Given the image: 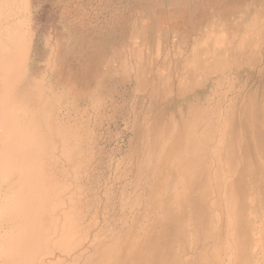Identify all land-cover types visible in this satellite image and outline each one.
I'll return each mask as SVG.
<instances>
[{"label":"rangeland","instance_id":"obj_1","mask_svg":"<svg viewBox=\"0 0 264 264\" xmlns=\"http://www.w3.org/2000/svg\"><path fill=\"white\" fill-rule=\"evenodd\" d=\"M30 5L38 6L41 63L53 56L52 49L57 53L55 77L63 87L57 189L66 199L65 230L72 226L74 232L71 240L64 235L63 246L86 247L95 232L99 240L107 232L118 235L113 242L121 247L130 236L132 245L157 212L151 200L158 193L154 141L163 125L157 123L170 117L173 131L207 112L214 124L205 129L211 151L219 139L224 90L228 107L244 88L236 114L249 95L254 108L248 112L264 111V0H31ZM231 86L232 93L226 90ZM230 131L226 127L224 133ZM205 157V175L214 177L209 152ZM175 166L173 159L167 164ZM257 187L264 190V175ZM47 189L52 190L48 181ZM255 189L246 180L248 206ZM258 206L255 228L263 234L258 251L264 259V198ZM209 218L219 224V210L211 208ZM240 250L250 255L254 248L244 243ZM225 251L222 243L215 253L227 258ZM117 257L121 264L119 251Z\"/></svg>","mask_w":264,"mask_h":264},{"label":"bare ground","instance_id":"obj_2","mask_svg":"<svg viewBox=\"0 0 264 264\" xmlns=\"http://www.w3.org/2000/svg\"><path fill=\"white\" fill-rule=\"evenodd\" d=\"M30 3L0 0V264H32L37 254L41 255L35 264H120L118 251L121 264H264L258 251L263 234H258L255 223L264 198V190L257 189L259 176L264 175V111L248 112L254 108L249 95L239 107L241 114L235 113L244 88L237 90L228 107L224 90L216 121L219 139L211 151L205 129L212 130L214 124L207 112L190 116L191 126L183 120L173 131L170 117L157 123L168 137L161 133L154 141L159 149L155 190L163 195L151 198L156 215H147L148 223L132 245L130 236L121 247L113 242L118 235L112 238L107 232L99 240L95 232L86 247L83 242L63 246L64 235L69 240L74 235L72 226L65 230L66 199L57 189L63 87L55 77L57 53L52 49L53 56L41 63L43 53L36 49L38 6L31 8ZM226 90L232 93L234 87ZM226 127L231 133H224ZM207 152L214 177L205 175ZM172 159L176 166L168 168ZM246 180L256 187L250 206ZM213 207L219 210V224L209 218ZM209 240L211 246L205 247ZM222 243L227 258L215 253ZM244 243L254 248L250 255L240 250ZM79 246L82 249L74 254ZM209 253L213 257L207 258Z\"/></svg>","mask_w":264,"mask_h":264}]
</instances>
